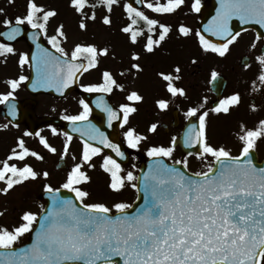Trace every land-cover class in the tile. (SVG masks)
Wrapping results in <instances>:
<instances>
[{"label": "snow or ice", "instance_id": "6c2138e0", "mask_svg": "<svg viewBox=\"0 0 264 264\" xmlns=\"http://www.w3.org/2000/svg\"><path fill=\"white\" fill-rule=\"evenodd\" d=\"M14 2V0H10ZM120 0H69L70 7L80 17L79 28L88 29L89 21H96L97 11L104 9L102 23L111 26V13ZM143 8L156 14H171L184 3V0H135ZM128 23L121 31L128 35L130 42L135 45L140 38L145 39L143 50L153 53L166 40L171 32L168 25L160 23L150 17L141 8L132 3L123 5ZM194 11L200 10V0H194ZM3 10L0 9V12ZM54 9H47L37 0H27L26 12L23 16L15 17L13 21L5 19L3 24L9 30L0 35L7 40H14L21 35V26L28 25L36 30L32 36L37 41L41 34H47V28L52 18L57 16ZM238 17L242 23H256L264 27V0H221V7L212 25L205 31L224 40V43H214L197 32L199 43L204 52H212L224 57L239 33L233 34L229 28V21ZM190 29L181 25L180 35L187 37ZM67 39L64 26L56 29V34L48 37V43L59 55H53L47 49H40L39 55L33 57L37 61L38 78L36 84L55 86L58 91L75 80L77 73L87 72L97 67L99 57L108 56L107 47L98 48L95 44L77 43L71 53L61 46V39ZM255 47V45H253ZM15 49L8 43H0V57H7ZM133 61H139L140 56L132 54ZM28 60L26 55L20 57L23 66ZM261 66L257 77L261 87H264V54L256 57ZM195 63V61H193ZM249 67L248 64L244 65ZM52 69V71H47ZM131 69L142 71L139 63H132ZM172 73H159L166 82L167 92L172 97L185 96V90L175 83L181 79L180 67H175ZM218 73L213 71L211 78L215 81ZM26 77L9 80L12 91L0 95V104L12 98L13 91ZM121 88L111 72H103V83L89 85L85 92L111 93L113 88ZM254 90L256 88L253 83ZM126 99L132 103L122 104L120 112L123 114V124H127L129 116L137 111L132 106L143 100L136 91L130 92ZM241 103L239 93H234L223 99L211 109L216 114H229L231 109ZM83 111L79 115L65 116L64 119L73 122L87 121L91 109L87 103L81 101ZM98 106L108 113L109 126L114 119H119L117 112L104 103L101 97ZM161 110L169 107L164 99L157 101ZM252 110H256L253 104ZM200 108H189L188 117L198 116V126L191 125L185 135L184 142L188 147L199 145L201 156L214 159L215 167L208 166L207 171L186 175L179 169L169 166L160 159L171 157L173 147H152L148 150L149 157L156 158L150 166L149 172L143 175L144 203L129 214L126 210L132 208L127 203H116V215L103 203H84L89 193L76 185L90 180L82 170L84 165L91 164L93 157L100 155L102 149L85 141L81 154V163H77L62 185L75 193V200L62 199L59 189L46 186L51 195L53 205L38 217L32 212H25L22 223L11 230L0 227V264H264V168H257L252 162V152L258 142L264 139V119L254 128L240 127L238 139L242 143L239 156H232L224 147H216L208 142L207 118L208 111ZM10 114H15V106H9ZM199 113V115H198ZM5 127H7L5 125ZM153 124L150 131H155ZM74 131L81 129L74 127ZM55 129L53 132L55 133ZM98 132V130H95ZM99 134V143L110 148L119 157L124 153L119 145L111 143L103 133ZM30 136L32 133L25 132ZM39 135V133H36ZM90 139L97 137L91 135ZM125 138L130 148H137L145 137L137 135L129 128ZM72 137L67 136L64 153L69 150ZM40 143L50 152L56 149L41 137ZM191 155V153H189ZM32 156L42 159L39 154L25 145L23 139L17 141V147L11 154L0 162V194L7 195L15 186L23 184L29 179H36L37 172L27 164L23 167L10 161H23ZM75 159V157H74ZM177 164L181 163L176 161ZM187 167V161H183ZM101 168L110 177L108 187L119 192L126 182L136 181L138 178L132 172L122 175L121 165L112 156H105ZM48 173H44L46 177ZM136 188V184H132ZM3 215V212H0ZM39 222L35 236L30 246L12 250L16 241L26 233L33 231V226ZM114 258H119L118 261Z\"/></svg>", "mask_w": 264, "mask_h": 264}, {"label": "flooded vegetation", "instance_id": "af4514ba", "mask_svg": "<svg viewBox=\"0 0 264 264\" xmlns=\"http://www.w3.org/2000/svg\"><path fill=\"white\" fill-rule=\"evenodd\" d=\"M37 2L47 9L56 10L58 13L56 17L50 20L47 34H41L39 39L34 41L32 36L36 30L31 29L28 25H23L21 26V35L14 40L9 41L5 37H0V43H8L15 49L14 53L7 57H0V68L21 69V73L25 75L31 66L29 58L33 59V57L38 56L40 49L55 52V49L48 43V37L55 35L56 29L61 24L64 26V32L67 36L66 40L60 38L61 46L69 54L77 43L95 44L98 48L107 47L109 55L99 57L97 67L89 69L87 72L77 73L76 82L70 86L67 96L60 100L57 112L50 110L49 115L63 121H68L64 119L65 116L79 115L83 111L81 93H89L85 92L84 88L103 83V72H111L123 90L114 87L111 93H89L94 110L90 112L87 121L91 122L92 135L99 136L98 133H103L113 143H115L117 136L124 150H127V158L121 159L119 162L122 175L132 172L138 178L140 164L149 157L147 155L148 150L160 146L173 147L172 156L165 157L169 162L177 164L176 161H180L179 164L191 173L207 171L208 166L213 165L214 159L212 157L199 154L189 155L180 148L181 145L187 146L184 138L188 128L191 125L198 126L199 123L198 116L188 117L186 115L189 108H200L203 105L201 111L209 112L207 118L208 142L216 147H224L232 156L240 155L242 143L238 139V135L241 125L254 128L261 119H264V87H261L257 79L261 66L256 60L257 56L264 54V32H261L262 28L257 29V32L252 30L251 26L254 23H242L238 17H233L229 21V28L233 34L239 33V36L230 45L229 52L224 57L212 52H204L200 46L197 32L214 43L225 42L205 31L207 27L212 25L217 16L221 7V0H200L198 12L192 8L194 0H184L180 8L171 14H156L143 8L140 4L133 5L171 28L169 36L153 53H147L143 50L144 38H140L138 43L133 45L128 35L121 31L122 27L128 23L123 8V5L128 3L125 0H120L119 4L114 7L111 13V26L102 23L101 18L106 13L104 9H99L96 21H89L86 31L79 28L80 17L70 7L69 0H37ZM26 5L27 0H14V2L0 0V9L3 10L0 12V33L8 30L3 21L5 19L12 20L14 26L15 17L25 14ZM181 25L191 30L187 37L179 34L178 29ZM37 44H39L40 49L37 48ZM133 53L140 56L139 61L131 59ZM56 54L59 55V53ZM22 55L28 57L23 66L20 64ZM33 61V65L37 66V61L34 59ZM132 63H139L142 71L132 70ZM245 64H248L249 67L245 68ZM177 66L181 69L179 74L181 79L175 83L178 87L184 88L186 94L185 96L172 97L167 92L166 82L161 79L159 73L175 75L174 69ZM213 71L219 74L215 81L211 78ZM254 82L256 88L260 89L259 91L254 90ZM132 91L138 92L143 100L132 105L137 108V111L129 116L127 124H123L120 106L132 103L126 99ZM13 93L17 94L15 91ZM234 93L240 94L241 103L232 108L229 114H216L211 111L220 99ZM101 97L104 103L117 112L120 117L112 120L111 126H109L108 113L103 110V106H98ZM160 99L169 102L167 109L161 110L157 106V101ZM253 104L256 105L255 111L251 107ZM153 124L157 125L154 132L149 130ZM129 128L133 129L137 135L145 137L135 149L128 146L125 138V132ZM59 134L64 141H67L65 135L60 132ZM72 141L78 147L75 151L76 164L81 163L80 157L84 143L78 138H72ZM254 152L259 161L264 158V139L258 142ZM4 154L8 155L9 153L6 150ZM105 156L107 155L101 151L100 155L93 157L91 161L94 167L84 165L82 170L87 173L90 180L81 185H76V187H80L89 193V196L84 199V203H103L112 210L111 214L114 215L117 214L114 208L116 203H127L133 208L138 200L139 190L137 186L136 188L132 187L133 183L137 184L136 180L130 183L126 182L125 187L119 192L112 191L108 187L110 177L101 168ZM185 160L187 167L183 164ZM69 173L70 171L50 172L46 177L55 180L56 187L60 188L66 182ZM38 175L45 177L44 173H38ZM143 203L144 197L140 206ZM132 208L126 211H129V214L134 213L136 210H131Z\"/></svg>", "mask_w": 264, "mask_h": 264}, {"label": "rangeland", "instance_id": "374dc122", "mask_svg": "<svg viewBox=\"0 0 264 264\" xmlns=\"http://www.w3.org/2000/svg\"><path fill=\"white\" fill-rule=\"evenodd\" d=\"M54 105H55V102H52L50 99L44 98V97L40 98L39 101L36 102V108H38L36 110L37 115L45 113L46 110L48 112V108ZM0 122L2 123L1 120ZM6 129L8 128H5V130ZM13 129H16V128H13ZM14 132L15 134L11 133L10 130L8 131L0 130V144L3 146L7 145L10 147L11 145H17V141L19 139H23L27 147L32 148L33 150L37 147L38 142H39L38 138L36 140H32L28 136L24 135V130L22 129L21 130L17 129ZM41 134L47 136L48 139H50L51 142L53 143H58L59 141L58 139L59 136L56 135L51 129H48V128L43 129ZM43 135H40V137H42ZM52 145L56 149V152H57L59 148L55 147L54 146L55 144H52ZM58 155H60V153L56 154V156ZM56 156L54 155L53 158H51L45 164H43L42 162L38 163L35 158L27 157L23 161H18L17 165L20 167H23L25 164H30L29 166L33 167V170L35 171L36 170L39 171L41 169H45V170L49 169V171H51L53 167L52 162L54 160V157ZM0 158H1V151H0ZM39 186L40 185H36L28 189L24 194H22L21 191H13L11 193L9 192L7 195L0 196V212H3V215H0V224H2L5 228H8V229L11 227H15V225L17 224L15 221L17 218H19V215H21L20 212H22L23 214L26 212L27 207L24 205L25 200L31 199L39 190ZM34 210L35 209L33 207L32 211Z\"/></svg>", "mask_w": 264, "mask_h": 264}, {"label": "water", "instance_id": "95a60500", "mask_svg": "<svg viewBox=\"0 0 264 264\" xmlns=\"http://www.w3.org/2000/svg\"><path fill=\"white\" fill-rule=\"evenodd\" d=\"M32 70L33 72L31 73L30 80L27 83V89L30 92H32L33 94H36L38 92H44V93L51 94L53 96H59V91L57 90L55 86H49L47 84L41 86L39 84H36L35 82L38 78L37 68H33ZM3 114L5 116V113ZM21 122H25L27 124L28 130L32 134H34L37 130H39L43 125H46V124H56L57 123L61 125L59 122H55L50 119H36L33 113V103L32 102L21 104L20 117L14 123H21ZM31 243L32 242L29 241L27 246L16 249L15 251H19L20 249L26 248L30 246Z\"/></svg>", "mask_w": 264, "mask_h": 264}]
</instances>
